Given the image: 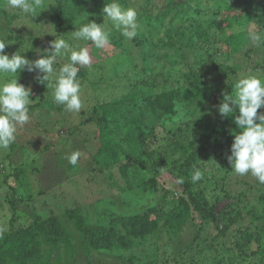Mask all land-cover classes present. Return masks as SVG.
<instances>
[{"label": "rangeland", "instance_id": "rangeland-1", "mask_svg": "<svg viewBox=\"0 0 264 264\" xmlns=\"http://www.w3.org/2000/svg\"><path fill=\"white\" fill-rule=\"evenodd\" d=\"M48 3L43 0L34 16L0 0L5 53L21 51L35 60L53 37L63 38L74 49L86 47L91 65L79 70L78 112L57 105L47 82L41 98L35 72L19 73L32 102L28 123L17 126L8 149H0V239L55 219L64 237L43 236L48 252L40 264H264V184L231 170L226 157L236 125L228 139L206 126L221 94L231 89L234 95L237 79L264 78V42L247 39L250 30L264 33V0H119L122 8L136 9L138 33L125 38L100 12L96 23L110 32L100 49L73 39L72 28L57 32ZM229 34L238 42L232 44ZM65 63L67 56L57 57L54 67ZM136 78L150 82H139V105L131 98ZM170 89L176 93L172 111L143 99L158 100ZM94 104L113 128L124 113L141 118L144 144L125 141V130L103 139ZM202 141L207 148L191 162L188 154ZM73 151L80 153L75 166L66 159ZM139 157L155 163L158 173L136 163ZM197 170L202 179L193 183ZM186 184L214 218L195 209ZM138 215L142 224L133 219ZM89 225L97 231L83 242Z\"/></svg>", "mask_w": 264, "mask_h": 264}, {"label": "clouds", "instance_id": "clouds-1", "mask_svg": "<svg viewBox=\"0 0 264 264\" xmlns=\"http://www.w3.org/2000/svg\"><path fill=\"white\" fill-rule=\"evenodd\" d=\"M8 6L19 9L25 14L36 16L37 10L44 9L43 0H7ZM104 18L121 34L131 40L136 37L140 27L135 8H122L119 0L104 4ZM102 24V23H101ZM101 24L88 21L78 30L72 31L76 40L91 41L96 48H104L109 44L110 32L105 31ZM247 39L259 45L264 42V33L256 30L247 32ZM9 44L0 39V149H8L16 139L17 126L23 127L30 119L29 105L32 92L30 87L18 82L22 71L37 73L39 83L52 89V98L57 105H62L68 112H78L82 107L81 83L78 72L81 67L91 65L89 50L74 49L65 39L56 38L50 41L48 54L29 60L17 51L9 56L5 47ZM40 51V50H37ZM67 56L68 63L56 68L57 57ZM264 78L246 74L234 83V95L224 96L218 105L221 117L232 116L239 131L233 133L230 154L227 161L235 174L244 176L251 174L260 184H264ZM235 113V115H233ZM80 153L71 152L66 157L69 164L77 165ZM202 179V172L194 171L191 176L193 183ZM177 183H183L178 178Z\"/></svg>", "mask_w": 264, "mask_h": 264}, {"label": "trees", "instance_id": "trees-1", "mask_svg": "<svg viewBox=\"0 0 264 264\" xmlns=\"http://www.w3.org/2000/svg\"><path fill=\"white\" fill-rule=\"evenodd\" d=\"M110 2H112V0H49L48 6H49V12L56 21V31L60 32L64 28H72L73 30H78L80 26L88 23V21L96 22L99 18L100 12H102L103 5ZM234 23L236 24L237 20H234ZM228 38L230 39V42L232 44L237 43L239 40V38H237L236 35H231V34L228 35ZM48 50H50V48ZM42 54L43 52L41 53V55ZM47 54L48 53L45 51L44 55ZM78 74L82 75L80 71L78 72ZM35 80L37 82L36 89L40 97L42 98L45 92V85L39 83L36 77ZM140 81H141L140 78L138 79L136 78V81L134 83L135 89L133 90L131 95V98L133 100L132 103L133 105H139V103L138 104L135 103L137 99L136 95L140 96L144 92V90L141 88L142 86L139 84ZM141 82H143L145 85L150 84L149 81H141ZM22 84H24V82H22ZM137 87H140L141 91H139ZM146 91L148 94V91H151V89L147 88ZM230 93H231V89H229V92H227V94L226 93L221 94L220 96V98H222L221 100L224 99V96L231 95ZM175 96H176L175 90L170 89V90H166L164 93H159L160 98L158 100H155L156 96L155 98H153V100L147 98L146 96L143 99L146 102L148 100L150 106L157 105L159 107V105L163 103L164 108L166 110L172 111ZM123 101H124L123 99L116 100L113 104H122ZM92 114L96 116L95 119L99 131V135L103 139H105L107 133L110 136H112L111 134H113L114 131L116 130L122 132L128 131L130 137L129 136L124 137L125 141L133 142V144H135L138 147L140 146V144H144L145 132L141 118H133L130 117L128 114L124 113L122 114L120 121L116 124L117 128H113L111 124L114 123L106 122L105 114L101 111L100 105L97 104L93 105ZM233 115H235V113ZM90 119H92V116H90ZM210 120L212 122V125L209 123H207L206 125L210 128V131L218 135L220 138L223 137L224 135L225 136L227 135V139H228L229 136L227 134V130L230 129V127L235 124L232 116H229L227 118L221 117L218 113V107H217V110L215 111L214 115H212ZM202 143H203L202 146L198 147V149L188 154L191 162H196L197 160L195 157L196 156L198 157V153L200 151L204 152L205 149L207 148L206 143L203 141ZM180 146L185 147V145L181 143ZM152 155L153 152L149 153L148 151L147 158L153 159ZM147 158L139 157L135 160V162L141 165H145L146 167H148L149 170H153L155 174L158 173V170L155 167V163L149 162ZM184 191L188 192L189 198L197 211H199L204 216L207 215V213L211 214L212 216L214 215L213 211L208 210L204 206V204L198 200L195 194L191 193L189 184H186L184 186ZM133 219H138V221L141 223L142 216L138 215L137 217H133ZM53 221L56 222L55 219ZM54 222H48V220H43L41 222H34L25 228L16 230L14 232H11L10 234L9 233L5 234L0 239V264H40L48 252L47 249L43 250L42 244L47 242V240L44 239L43 236L47 234L49 237L50 235L55 238L64 237V235L61 232V229L57 224H54ZM95 231H97V227L93 225H89L85 230H82L81 238L83 239V242L87 238L88 234H91Z\"/></svg>", "mask_w": 264, "mask_h": 264}]
</instances>
